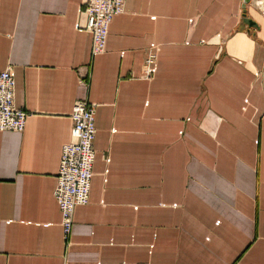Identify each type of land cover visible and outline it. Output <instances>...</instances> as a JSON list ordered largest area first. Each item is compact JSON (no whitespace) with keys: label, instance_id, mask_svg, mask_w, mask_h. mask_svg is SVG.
Returning <instances> with one entry per match:
<instances>
[{"label":"crops","instance_id":"1","mask_svg":"<svg viewBox=\"0 0 264 264\" xmlns=\"http://www.w3.org/2000/svg\"><path fill=\"white\" fill-rule=\"evenodd\" d=\"M262 2L126 0L92 57L81 0H0L26 112L0 131V264H264ZM77 100L93 175L65 239L53 189Z\"/></svg>","mask_w":264,"mask_h":264},{"label":"built area","instance_id":"2","mask_svg":"<svg viewBox=\"0 0 264 264\" xmlns=\"http://www.w3.org/2000/svg\"><path fill=\"white\" fill-rule=\"evenodd\" d=\"M126 0H81L86 15V29L91 34V56L105 51L108 27L112 18L124 11ZM262 6H264L262 2ZM155 55L150 53L144 64L143 77L150 79L154 73ZM15 81L10 69L0 71V131H22L26 112L14 103ZM72 141L61 148L53 196L61 213V227L65 239L73 225L74 209L88 203L92 165L93 143L96 136L94 104L77 100L71 111Z\"/></svg>","mask_w":264,"mask_h":264},{"label":"water","instance_id":"3","mask_svg":"<svg viewBox=\"0 0 264 264\" xmlns=\"http://www.w3.org/2000/svg\"><path fill=\"white\" fill-rule=\"evenodd\" d=\"M250 2H251V0H243V7L245 8V5H246V4H249ZM243 15H244V18H245V19H244L245 22H246L247 24L250 25L252 21H250V19H247V18H246V12H245V10H244V12H243Z\"/></svg>","mask_w":264,"mask_h":264}]
</instances>
